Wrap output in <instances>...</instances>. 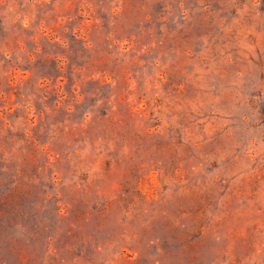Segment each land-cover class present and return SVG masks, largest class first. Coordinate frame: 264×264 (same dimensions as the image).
Masks as SVG:
<instances>
[{
	"label": "rangeland",
	"instance_id": "374dc122",
	"mask_svg": "<svg viewBox=\"0 0 264 264\" xmlns=\"http://www.w3.org/2000/svg\"><path fill=\"white\" fill-rule=\"evenodd\" d=\"M0 264H264V0H0Z\"/></svg>",
	"mask_w": 264,
	"mask_h": 264
}]
</instances>
